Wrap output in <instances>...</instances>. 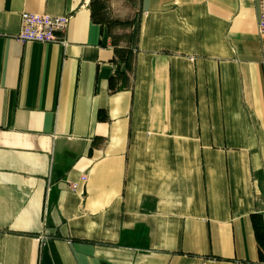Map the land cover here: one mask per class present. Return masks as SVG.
<instances>
[{
	"label": "crops",
	"instance_id": "0c3cea01",
	"mask_svg": "<svg viewBox=\"0 0 264 264\" xmlns=\"http://www.w3.org/2000/svg\"><path fill=\"white\" fill-rule=\"evenodd\" d=\"M0 264H264L257 0H0Z\"/></svg>",
	"mask_w": 264,
	"mask_h": 264
},
{
	"label": "built area",
	"instance_id": "2783aa9c",
	"mask_svg": "<svg viewBox=\"0 0 264 264\" xmlns=\"http://www.w3.org/2000/svg\"><path fill=\"white\" fill-rule=\"evenodd\" d=\"M257 8L258 29L260 35L264 37V0H257ZM70 19V16H50L23 12L20 16V29L15 38L21 43H54L66 47L68 42L65 33ZM81 181L85 183L87 178L82 177ZM79 187L77 183L72 184L71 190L77 192Z\"/></svg>",
	"mask_w": 264,
	"mask_h": 264
}]
</instances>
